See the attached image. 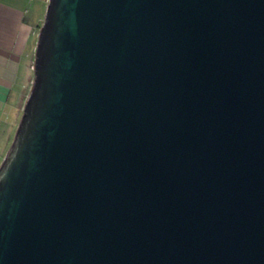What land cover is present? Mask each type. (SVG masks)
Masks as SVG:
<instances>
[{"label": "water", "instance_id": "95a60500", "mask_svg": "<svg viewBox=\"0 0 264 264\" xmlns=\"http://www.w3.org/2000/svg\"><path fill=\"white\" fill-rule=\"evenodd\" d=\"M0 264H264V0H49Z\"/></svg>", "mask_w": 264, "mask_h": 264}, {"label": "crops", "instance_id": "0c3cea01", "mask_svg": "<svg viewBox=\"0 0 264 264\" xmlns=\"http://www.w3.org/2000/svg\"><path fill=\"white\" fill-rule=\"evenodd\" d=\"M46 3L47 0H0L1 164L13 146L32 91V56L39 41L37 28L45 20Z\"/></svg>", "mask_w": 264, "mask_h": 264}, {"label": "rangeland", "instance_id": "374dc122", "mask_svg": "<svg viewBox=\"0 0 264 264\" xmlns=\"http://www.w3.org/2000/svg\"><path fill=\"white\" fill-rule=\"evenodd\" d=\"M48 5H49V0H47V3H46V8L48 7ZM46 15V13L44 14V16ZM44 23H45V20H42V22L40 23L41 25H39L38 26V28H37V37H38V40L40 39V34H41V31H42V26L44 25ZM38 44H39V41H38ZM37 48H38V45H37ZM36 56H37V49H36V53H34V56H32V58H33V60H34V65L32 66V68H33V71H34V76H35V60H36ZM34 80H35V77H34V79H33V85L32 86H34ZM33 88V87H32ZM26 107V106H25ZM24 113V112H23ZM1 161H2V157L0 158V164H1ZM4 161H5V159H4ZM4 161H3V163H4ZM3 163L0 165V168H1V166L3 165Z\"/></svg>", "mask_w": 264, "mask_h": 264}]
</instances>
